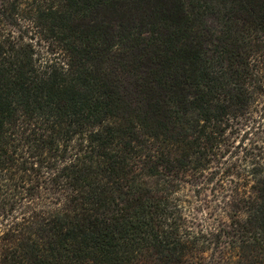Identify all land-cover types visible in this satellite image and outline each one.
<instances>
[{
  "label": "trees",
  "instance_id": "16d2710c",
  "mask_svg": "<svg viewBox=\"0 0 264 264\" xmlns=\"http://www.w3.org/2000/svg\"><path fill=\"white\" fill-rule=\"evenodd\" d=\"M0 264H264V0H0Z\"/></svg>",
  "mask_w": 264,
  "mask_h": 264
},
{
  "label": "rangeland",
  "instance_id": "374dc122",
  "mask_svg": "<svg viewBox=\"0 0 264 264\" xmlns=\"http://www.w3.org/2000/svg\"><path fill=\"white\" fill-rule=\"evenodd\" d=\"M140 181L148 187H153L159 182L157 177L151 176H142ZM188 182L181 183L177 191V196L186 208V212L196 218L198 222L208 218L209 214L220 213L222 202H218V200L221 198L223 190L220 189L221 187L216 181L213 180L212 185L204 182L203 179Z\"/></svg>",
  "mask_w": 264,
  "mask_h": 264
}]
</instances>
